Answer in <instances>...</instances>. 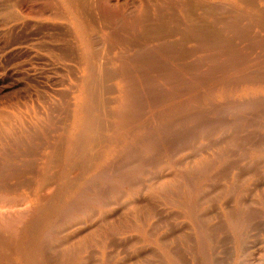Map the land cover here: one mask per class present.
Listing matches in <instances>:
<instances>
[{"label":"rangeland","instance_id":"obj_1","mask_svg":"<svg viewBox=\"0 0 264 264\" xmlns=\"http://www.w3.org/2000/svg\"><path fill=\"white\" fill-rule=\"evenodd\" d=\"M0 202V264H264V0H0Z\"/></svg>","mask_w":264,"mask_h":264},{"label":"bare ground","instance_id":"obj_2","mask_svg":"<svg viewBox=\"0 0 264 264\" xmlns=\"http://www.w3.org/2000/svg\"><path fill=\"white\" fill-rule=\"evenodd\" d=\"M58 7V6H57ZM97 15V14H96ZM103 19V18H102ZM241 62V61H240ZM233 65V64H232ZM96 72V71H95ZM125 73V72H124ZM143 73V72H142ZM214 73V72H213ZM168 74V73H167ZM150 78V77H149ZM210 78V77H209ZM149 81V80H148ZM222 82V81H221ZM208 91V90H207ZM130 97V96H129ZM132 100V99H131ZM132 112V111H131ZM121 113V112H120ZM125 113V112H124ZM118 117V116H117ZM133 120V119H132ZM150 120V119H149ZM92 184V183H91ZM9 196V195H8ZM2 198V197H1ZM6 199V198H5ZM2 200V199H1ZM5 202V201H4ZM8 202L10 203V201L8 200ZM1 203V202H0ZM7 204V203H6ZM14 206V205H13ZM4 207V206H3ZM28 207V206H27ZM6 217V216H5ZM4 217V218H5ZM21 217V216H20ZM1 218H3L2 216H1ZM9 218V217H8ZM6 220V219H5ZM11 220H13V219H11ZM19 220V219H18ZM14 221V220H13ZM16 222V221H15ZM5 223V222H4ZM7 224V223H6ZM9 224V223H8ZM12 228V227H11ZM7 229V228H6Z\"/></svg>","mask_w":264,"mask_h":264}]
</instances>
